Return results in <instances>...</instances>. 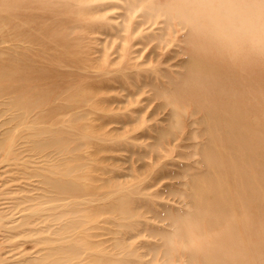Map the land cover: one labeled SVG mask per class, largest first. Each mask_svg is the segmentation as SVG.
Wrapping results in <instances>:
<instances>
[{
	"label": "bare ground",
	"instance_id": "6f19581e",
	"mask_svg": "<svg viewBox=\"0 0 264 264\" xmlns=\"http://www.w3.org/2000/svg\"><path fill=\"white\" fill-rule=\"evenodd\" d=\"M65 4V0H0L2 159L21 170L28 167L31 152L39 163L53 162L48 173L34 175L43 185L41 197L52 204L33 215L46 211L53 222L47 228L56 226L51 237L17 243L15 248L49 244L24 258L26 264H75L72 260L81 257L84 248L72 242L60 244L62 234L85 223L82 212L92 197L100 195L77 181L72 169L59 171V165L74 158L81 146L72 143L91 140L81 120L95 111L92 82L89 73L81 71L84 65L77 56L75 19L64 15ZM126 4L127 11L142 7L139 25L159 18L164 25L157 35L161 42L164 36L184 30L178 37L182 43L178 52L185 55L180 70L164 73L162 86L152 84L160 106L169 108L166 128L155 126L153 131L156 146L164 148L171 138L170 148L179 144L190 148L179 156L198 157L194 166L183 169L182 188L171 190L180 195L185 209L171 213L165 208L170 230L151 231L161 243L148 246L152 259H158L160 252V264H264V0ZM126 67L127 63L116 70L117 77H133ZM82 167L76 166L75 172ZM140 192L118 186L103 198L110 201V208L117 204L114 211L126 220L140 216L138 206H133L142 199L134 198ZM68 198L74 200L66 202ZM67 214L69 219L64 218ZM31 215L12 218L9 231L31 236L32 229L19 230L29 224Z\"/></svg>",
	"mask_w": 264,
	"mask_h": 264
},
{
	"label": "rangeland",
	"instance_id": "374dc122",
	"mask_svg": "<svg viewBox=\"0 0 264 264\" xmlns=\"http://www.w3.org/2000/svg\"><path fill=\"white\" fill-rule=\"evenodd\" d=\"M126 1L130 0H65L64 15L75 19L77 56L84 65L81 71L88 72V81L92 82L90 91L95 94V111L81 120L91 140L78 139L72 143L81 146L75 149L74 158L59 165V171L72 169L77 181L91 185L100 194L92 197L93 201L82 212L85 223L62 234L60 244L72 242L84 248L81 257L72 260L75 264H160V252L154 260V254L148 250L149 245L161 244L159 236H153L151 231L170 230L165 208L171 213L185 209L180 195L171 190L182 188L183 169L194 166L198 158L179 156L190 152V148L180 144L170 148L171 138L163 144L170 149L164 152L162 146H156L157 135L153 131L155 126L166 128L169 108L160 106L161 100L153 96L152 84L162 86L164 73L175 74L180 70L185 55L178 52L182 44L178 37L184 30L171 38L164 36L166 40L161 42L157 38L163 25L159 18L154 23L139 25L142 7L127 11ZM125 63L126 71L133 77H117L116 70ZM100 69L109 73L98 76ZM0 119L1 122V115ZM29 161L28 167L21 170L3 161L0 151V264H26L24 258L49 244L30 243L15 248L17 243L51 237L56 226L47 228L53 222L45 210L33 215L36 209L52 204L44 195L41 197L43 185L34 175L48 173L53 162L39 163L34 152L30 153ZM81 164V170L75 172V167ZM118 186L141 190L134 198L142 199L133 203L138 206L139 217L125 220L118 210L114 211L117 204L110 208V201L103 198L104 193ZM22 213L32 214L29 224L19 228L32 229L28 237L9 231L13 224L8 222L12 218L18 220ZM70 217L67 214L64 218ZM39 228L36 233L34 230Z\"/></svg>",
	"mask_w": 264,
	"mask_h": 264
}]
</instances>
